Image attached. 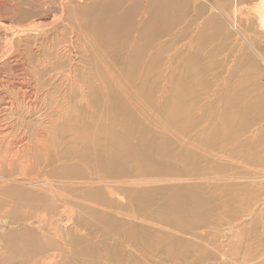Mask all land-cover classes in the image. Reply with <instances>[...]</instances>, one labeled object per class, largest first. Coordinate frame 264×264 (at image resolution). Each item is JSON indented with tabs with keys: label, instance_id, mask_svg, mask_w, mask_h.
Returning a JSON list of instances; mask_svg holds the SVG:
<instances>
[{
	"label": "rangeland",
	"instance_id": "obj_1",
	"mask_svg": "<svg viewBox=\"0 0 264 264\" xmlns=\"http://www.w3.org/2000/svg\"><path fill=\"white\" fill-rule=\"evenodd\" d=\"M8 1L12 3V0ZM20 1L25 9L44 6L46 1L47 4L51 3L50 0ZM102 1L99 0L98 4ZM238 2L239 9L244 12H231L237 19L234 22L239 23L242 31L251 23L257 36L255 41L263 51L264 42L259 41L258 37L264 36V27L257 28L254 16V8L259 5V0ZM146 4H149V30H145L143 35L132 31L118 39L94 34L98 38L94 47L100 46L103 52H92V49L82 52L84 56L87 54L84 71L79 69L78 61L82 41L88 38L65 36L72 41H68V45L72 46L73 79L48 81L50 76L59 78L55 72L62 73L64 69L48 65L44 70L43 64L36 62L43 57V48L39 49L28 67L34 68L33 71L39 76L36 89L21 81L22 71L15 72L16 75L13 73L11 77L21 85L18 89L22 95L27 92L29 96H34L37 90L39 94H46L45 102L43 96L38 98V102L44 104L59 94L53 88L58 85L60 90L66 92L67 103L62 107L70 106L68 111L71 113L67 122L54 114L51 118L55 124L59 127H63L64 123L69 127L79 126L74 129L77 137L100 139L96 146L86 147L83 153L88 155L100 146L107 159L111 155L115 158L120 153L125 154L121 159L118 158L121 155L115 158L121 175L137 177L138 174L155 180V183L136 187L146 193L143 196L145 200L140 201L132 196V193L136 194L135 191L120 188H112L119 196L107 199V193L105 200L108 188L95 182L76 185L83 189H76L74 185H54L56 194L67 191L68 194H83L90 199L71 207V217L63 231L59 215L65 211L63 206L59 212L38 202L44 199L43 191L34 188L33 192V188L29 189L28 186L35 187L29 184V176L25 177L17 168L14 169L11 175L15 181H7L10 184L8 188L4 189L0 181V188L4 192L0 196L11 201V205L0 209V215L8 212L10 215L6 214L4 220L17 223L10 224L12 228L5 224L2 226L5 229L0 232L3 236L0 237V245L4 243L6 247L3 246V249H7L5 252L0 248V254L2 252L4 257L7 255L4 261L9 259L17 264H25L24 261L29 258L47 260L49 252L44 253L43 250L46 245L57 241L64 246L66 243L75 245L76 252L69 251L68 255H62L65 258L62 264H264V65L235 36L229 23L231 16L223 18L206 2H131L132 6L139 5L140 8ZM52 11L50 8L46 15L50 17L54 13ZM3 37L4 34H1L0 40ZM42 38H38V44L45 40ZM10 62L8 65L14 66L13 61V64ZM43 70L47 74L44 75ZM79 88L86 95L83 103ZM3 91L2 94L5 93ZM49 93L54 95L48 96ZM7 95V98L3 97L5 103L10 101L8 98L12 99L11 95ZM42 113L44 115V111ZM38 117L20 115V123L6 121L3 125H20L19 131L24 137L34 141L39 128L48 127V122H42ZM98 120L102 121V131L91 133L89 126L92 127ZM84 124L88 126L86 129L83 128ZM59 141L56 147L61 146L58 149L69 157L61 156L59 162L51 165V175L58 176V172H61L85 180L92 176V179L101 176L107 182L111 180L114 172L111 167L103 174L97 172L99 167L90 161L82 163L76 158L69 161L76 151L71 145L62 146ZM91 144L93 142L90 141ZM123 156L128 159L124 161ZM50 161L54 160L51 158L48 163ZM5 175L11 179L7 172ZM17 175L21 176L19 180ZM99 196H103V206L96 207L93 200ZM143 200L148 204L143 206ZM173 201L182 204L183 208L166 209ZM20 206L24 212L17 211L15 215L14 211ZM27 220L31 223L27 224ZM36 223L43 230L37 229ZM144 235L146 241L142 239Z\"/></svg>",
	"mask_w": 264,
	"mask_h": 264
},
{
	"label": "bare ground",
	"instance_id": "obj_2",
	"mask_svg": "<svg viewBox=\"0 0 264 264\" xmlns=\"http://www.w3.org/2000/svg\"><path fill=\"white\" fill-rule=\"evenodd\" d=\"M6 1H8V0H0V37H1V34H4L3 40H0V95H2L0 97V181H2L4 184L3 188L6 189L9 187L10 184L7 183V181H9V182L15 181L13 175H11V174L14 173V169H16V168H17V170H19L21 175H25V177L29 176V179H27L29 181V184H31L35 187L28 186V188L30 187L33 189L34 188L40 189L39 191H43L42 192L43 194L42 193H40V194H42V195L45 194L44 199L37 197V198L42 199V200H38V202L41 201L42 205H44L45 207H50L49 209L52 208L51 210H56L59 212L61 211V205L63 206V209L65 211L63 210L64 212L62 211L63 213L59 214L60 219H61L60 225H61V229L63 231H65V229L67 228L66 225L68 224V218L71 217L70 214L72 213L71 210L73 209L71 207L79 205L82 201H89L90 199H89V197H87L83 194H81V195L74 194V193L68 194L67 191L66 192L63 191L65 194H59L58 192H57L58 194H56L57 188H55V190H54V185H56V184L61 185V186L66 184V185H69L68 187H71V186L73 187V185H74L75 186L74 188H76L77 187L76 185H81L82 183L88 184L89 182H91V183L95 182V184L99 183L100 185H105L104 187L108 188L107 189L108 192H105V200H106L107 193H108L107 199L113 198L114 195H116V197L119 196L118 194H115V192L112 188H117V189L120 188V189H126V190L128 189L130 191L133 190L136 193V194L132 193V196L134 197V199H137V200L139 199L138 201H140V199H144L145 197H143V196L146 194L145 191L139 190L137 188L139 186H144V184L155 183L154 182L155 180L152 181L151 178L145 177V176L141 177L137 173H136L137 177L132 176L130 174H128L127 177H124V175H121L118 172V166L119 165H117L118 162H117V159H115L118 155H121V153L118 154L117 156L114 154L116 156L115 158L113 157V155H111L107 159V157H105V155L103 154V151H101L102 148L100 146H97L89 154H88V152H85L86 154H88V155H85L83 153V151L86 150V147L96 146L98 144L96 142H98L100 139L96 138L97 139L96 140L94 138H86L84 136L77 137V133H74V129H78L79 126L78 127H69L66 123H64L63 127H59L58 125L55 124L54 120L51 118L54 116V114H58L59 118L62 117L63 122L69 121L68 116H70L71 112H69L68 109L70 108V106H63L62 107L63 104L67 103L66 92H64L63 90H60L59 87H57L58 85L57 86L52 85L54 88V91L57 90L59 92V94H56L55 95L56 97H54V98L51 97L48 104L47 103L44 104L42 102H38V98L40 96H43L42 100H44V102H45L47 100V97L44 95H46V94H39L40 92H38V90L34 92V96H29L30 93L27 94V92L23 95L20 94L18 87L21 85L19 83H16L18 81L14 82L15 79H14V77H11V76L13 75V73L15 74V72H17V71H22L21 72L22 73L21 81H24L26 83V85L30 84V85L34 86L32 88L36 89L35 87H37V85L40 81L39 76L35 73V71H33L34 68L32 69V68H28V67L30 66L29 63H31L32 60H34V57L39 53V49L43 48V49H45L44 55L42 58H38L37 60L35 59L36 62L43 64L44 70H47L46 66H48V65L55 66V68L60 67V68L64 69L62 71V73L59 71L55 72V75L58 74L59 78L50 76L49 78H47L48 81L56 82V81L63 80V82H64V80L69 81V79H71V78L73 79L74 76H71V75H73V73L71 72L72 71L71 61L73 59V53L71 51L72 46L68 45V41L72 43L70 37H73L75 39H79L80 37L85 38V39L88 38L87 40L82 41L84 43H82L83 47L81 49L82 51L80 50L81 56H79L80 60L78 61L79 62V65H78L79 69L81 71H84L85 65H86V59H87V56H86L87 54L85 56L83 54L84 51L89 52L88 50L92 49L91 50L92 52H98V51L103 52L102 49L100 48V46L96 47V48L94 47V46H96V44H95L96 39H98L97 37L94 36V34L98 33V35L99 34L103 35V36L107 35L109 37L112 36L113 38H116V39H118V37H122V36L124 37V35H127V34L131 33L132 31H135L136 33H141L142 35L145 34L146 33L145 30L146 31L149 30V4H146L145 6L140 8L139 5H133V6L131 5V2L134 0H115V1L114 0H104L100 4H98L99 0H92V1L91 0H88V1H86V0L85 1L84 0H50L49 1V2H51L50 4L49 3L47 4V1H46V4L44 6H39V7L36 6L35 8H32V9H28V8L25 9L21 5L22 1H20V0H12V3H10L8 1L10 4L9 3L7 4ZM202 1L206 2L214 11L216 10V13L218 15L222 16L223 18L227 19V18H229V16H231V20L229 23H230L231 28L233 29V31L235 33V36L237 35L239 37V39L241 40V42H243L246 45V47H248V49H250L255 54L257 59L261 62V65L262 64L264 65V52H263L264 50L262 51L261 46L258 45L255 41V40H257V36L255 35V32H254L255 30H253L254 28L251 27V23L249 24L250 27H247V28H245L244 31H242L239 28V23L234 22V19L237 21L235 16L231 15V12H229L230 5L228 3V0H224V2H225L224 7H221L218 4V2H216L217 0L211 1V3L209 2V0H202ZM50 8H52V10H53L52 12H54V13L51 14V16L49 17L48 15H46V12L49 11ZM142 9H143V11H142ZM94 10H96V12H93ZM237 10H239V9H237ZM237 10L234 9V10H232V12L237 11ZM241 12H244V11H241ZM254 14L260 15V19L258 20L259 24H258L257 28H259L260 26L264 27V8L260 9V10L254 9ZM248 17L250 18L251 15H249ZM248 17H245V19H248ZM147 20H148V22H147ZM90 25H92V26H90ZM134 26H136V28H134ZM77 29L79 31H77ZM88 30L90 33H88ZM250 35H251V37H250ZM40 36H43L45 40L42 38L44 41H41V43L38 44V42H39L38 38ZM65 36H70V37H65ZM48 37H50V39H48ZM259 38H260V40H259ZM113 40H115V39H113ZM258 40L264 42V36L262 38L258 37ZM87 42H88L89 46H87ZM76 45L77 44H75V46ZM78 46H79V44H78ZM78 48H80V47H78ZM89 56H91V55H89ZM96 56L98 57V55H96ZM12 61L14 63V66L11 65L12 67H10L8 65V62L12 63ZM40 64H39V66H40ZM44 70H43V73H44ZM74 70H75V67H74ZM30 72H31V74H30ZM18 73H20V72H18ZM49 73H54V72H49ZM45 74H47V73H44V75ZM60 75H62V79L60 78ZM40 76H42V75H40ZM45 77H47V76H45ZM47 79L44 81H47ZM25 83H24V85H25ZM69 85H70V83H69ZM32 88H31V90H32ZM3 90H5L4 94H2L4 92ZM80 90L81 89L79 88V91ZM62 91L64 93L61 94ZM69 92H71V91H69ZM46 93H48V91H46ZM7 94L11 95L12 99L8 98V99H10V101L8 103H5V102H3V97L7 98L8 97ZM53 95H54L53 93L48 94V96H53ZM27 96H29V97L26 99L25 97H27ZM79 96H81L82 103L85 102V96L86 95H84L83 89L80 91ZM22 98H24V100ZM60 101H63V102L59 104ZM87 105H89V104H87ZM43 111H44V115L42 113ZM26 114H29L30 117L34 116V115H38L39 116L38 120H41L42 122H46V121L48 122V127H43L42 129L39 128V133L36 130L37 131V133L35 134L36 137L34 136L36 139L34 141H29L28 139H26L24 137V134L21 131H19L20 125H18V127H12L11 125H8V124L3 125V122H6V121H11V122L16 121V123H20V121H19L20 115L22 117H24V115H26ZM62 114H64V116ZM42 117H44V119ZM30 122H31V120H30ZM34 122H36V121L34 120ZM101 122L102 121L98 120V122L95 121V123L92 127L89 126L91 133H93V132L96 133V132L102 131ZM14 126H16V125H14ZM87 127H88L87 124L83 125V128L86 129ZM37 128H38V126H37ZM26 131H28V130H26ZM31 134L32 133H29V135H31ZM26 137L28 138V136H26ZM109 138H111V136H109ZM114 139H115V137H114ZM118 139H119V137H118ZM59 140H61L62 146L64 145V146L70 147V145H71V148L73 149V151H76L75 156H73V154H72V156H70V158H69V161H71L75 158L78 160V162H82V163H83V161H90L92 163V165L97 166V167H99V169L102 170V171H99V169H98L97 172H102V173L103 172L105 173V170L109 169L111 167L114 171L112 173L113 176L110 177L111 180L107 182L103 178H101V176L94 178V179H92V177H93L92 176L91 178H87L85 180L83 177L82 178L79 176L75 177L74 175H73L74 177H71L72 175L70 176V174L67 175V174L61 173V172H58V176L51 175L52 170H50L49 167L51 165L59 162V160L62 158L61 156H64L66 158L69 157V155L67 153H64V151H60L58 149L61 146H59L58 148L56 147V145L60 144ZM117 140H115V141H117ZM90 141L93 142V144L89 145ZM128 141H130V140H128ZM127 147H129V146H127ZM123 150H122V152H123ZM129 151H130V149H129ZM136 151H138V149H136ZM136 151H135V153H136ZM138 152L136 154H138ZM117 153H118V151H117ZM133 153H132V155H133ZM141 153L144 154L145 152L141 151ZM122 155H125V154H122ZM122 155H121V157H118V158L121 159ZM140 156L141 155H139V158H141ZM144 156H146V154ZM71 157H73V158H71ZM126 157L127 156H125V157L123 156V160L124 159L127 160L128 158H126ZM148 157L149 156H147L144 159L147 160ZM51 158L54 161H52V162L50 161V163H48V160H50ZM126 160H124V161H126ZM134 160H136V159H134ZM124 161H123V163H124ZM121 163L122 162H120V164ZM147 163H148V161H147ZM79 164L81 165V163H79ZM85 164H86V162H85ZM145 164H143V165H145ZM68 165H70V164H68ZM87 165H88V163L86 164V166ZM90 166H91V164H90ZM92 168H93V166L91 167V169ZM111 168H110V170H111ZM164 169H165V167H164ZM110 170H109V172H110ZM85 171H87V170H85ZM6 172L8 173V176L11 179H8L6 177V175H5ZM135 172H136V170H135ZM177 172H179V171H177ZM71 173H73V172H71ZM82 173H83V171H82ZM133 173H134V171H133ZM40 174H42V175H40ZM98 174L99 173H97L96 175H98ZM35 175H38V176H35ZM86 175H87V173H86ZM92 175H94V174H92ZM146 175H147V173H146ZM18 177H21V176L17 175V179H18ZM24 179H26V178H24ZM173 179H176V178H173ZM27 180L26 181L24 180V182L28 184ZM2 182H0V187L2 186L1 185ZM18 186H19V184H18ZM83 186H84V184H83ZM14 187H16V186H14ZM76 189H83V188L81 186H78ZM111 189L113 191H111ZM0 190H1V188H0ZM16 190L18 191V189H16ZM32 191L34 192L35 189ZM44 191L50 195H47ZM1 192L4 193L2 190L0 191V193ZM19 192H20V190H19ZM139 192L144 193V194L142 196L137 195V193H139ZM30 193H27V194H30ZM17 194H18V196H20L19 193H17ZM27 194H25V195H27ZM99 194H100V192H99ZM134 195H136V196H134ZM14 196H16V193L14 194ZM38 196H40V195H38ZM45 196L46 197L48 196V198L45 199L46 198ZM37 198L35 199L36 201H37ZM5 199L0 196V209L3 207H6L7 204L11 205L10 204L11 201L8 202ZM116 199H118V198H116ZM14 200H16V199H14ZM35 200L33 199V201H35ZM144 200L142 201L143 206L148 204ZM17 201L18 200H16V202ZM20 201H22V200H20ZM102 201H103V196H99V198L94 197V200H93V202H95L94 206H96V207H101V205L103 206ZM89 203H91V201ZM27 204H29V203H27ZM31 204L32 203H30V205ZM66 206H70V207H68L69 209ZM24 207H25V205H24ZM166 207H167L166 209H168V210H172V208H178V210H181L183 208V205L179 204L177 201H173L170 204H168ZM13 209H16V208L13 207ZM17 211L18 212H24V209L22 206H20L17 210L14 211L15 215H17ZM2 212H4V211H2ZM48 212H51V211H48ZM6 214H8V212H5L2 216L0 215L1 216L0 217V232L4 231L5 227H2V226H4V224L6 226H9L10 228H12L11 227L12 224L13 225L17 224V223L15 224L13 222L8 223L7 220H4V218L7 216ZM8 215H10V214H8ZM17 218L18 217H16V219ZM16 219H15V222H16ZM30 223H31L30 221L27 222V224H30ZM35 227L37 229L43 228V227H40L38 225V223H36ZM53 234H55V232L52 233V235ZM1 236H2V234L0 235V237ZM2 238H3V236H2ZM133 239L135 240L134 237H133ZM142 239H143V241H146L147 238L144 235ZM134 240H132V242ZM59 243L60 242H57V241H55V243H54V241H53L49 245L50 247L46 245V249H44L43 252L44 253L49 252L48 253L49 256L48 255L47 256L50 258L47 257V260L45 258V260L37 261L38 259L36 260L35 259L36 257H35V258L26 259L24 261V263L25 264H27V263L28 264H62V261L65 260V258H62V255L63 254L68 255L69 251L76 252V250H75V245H73V244L69 245L66 243V245L64 246V245H62V243L61 244H59ZM1 245H0V248H2L1 251H3L4 250L3 246L6 247V245H4V243H2ZM5 250L7 251L6 248H5ZM50 254L52 256H50ZM6 256L4 257V254L1 252L0 264H4L3 261L6 260ZM59 257H61V258H59ZM57 258H59V261ZM4 262H5V264H17V262H15L14 260H9V259L7 261H4Z\"/></svg>",
	"mask_w": 264,
	"mask_h": 264
},
{
	"label": "crops",
	"instance_id": "obj_3",
	"mask_svg": "<svg viewBox=\"0 0 264 264\" xmlns=\"http://www.w3.org/2000/svg\"><path fill=\"white\" fill-rule=\"evenodd\" d=\"M212 1H214V0H212ZM216 2H218V4L221 6V7H224V5H225V2H224V0H217ZM259 5L256 7L255 6V8L254 9H256V10H260V9H263L264 7H263V3L262 2H264V0H259ZM228 3H229V5H230V9H229V12H232V10H234V9H239V2H238V0H228ZM240 10V9H239ZM244 11V10H243ZM248 12V11H247ZM254 16H255V20H256V25L258 26V20H259V16L258 15H255L254 14ZM251 20V19H250Z\"/></svg>",
	"mask_w": 264,
	"mask_h": 264
}]
</instances>
